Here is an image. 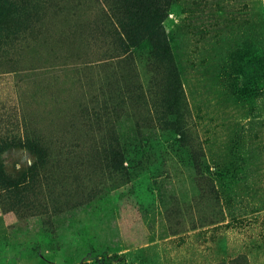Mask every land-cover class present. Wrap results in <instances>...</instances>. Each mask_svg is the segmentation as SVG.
I'll return each instance as SVG.
<instances>
[{
	"label": "rangeland",
	"instance_id": "1",
	"mask_svg": "<svg viewBox=\"0 0 264 264\" xmlns=\"http://www.w3.org/2000/svg\"><path fill=\"white\" fill-rule=\"evenodd\" d=\"M0 264H264V0H0Z\"/></svg>",
	"mask_w": 264,
	"mask_h": 264
}]
</instances>
